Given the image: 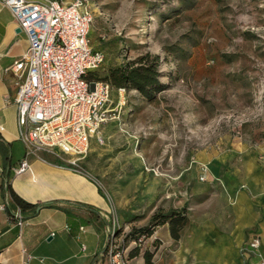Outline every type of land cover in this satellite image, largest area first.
I'll list each match as a JSON object with an SVG mask.
<instances>
[{
  "label": "rangeland",
  "instance_id": "obj_1",
  "mask_svg": "<svg viewBox=\"0 0 264 264\" xmlns=\"http://www.w3.org/2000/svg\"><path fill=\"white\" fill-rule=\"evenodd\" d=\"M88 2L90 43L104 54L94 78L140 63L156 81L150 98L124 86L79 169L125 233L171 210L186 215L183 227L197 212L227 221L228 185L245 188L225 176L227 164L264 160V0Z\"/></svg>",
  "mask_w": 264,
  "mask_h": 264
},
{
  "label": "crops",
  "instance_id": "obj_2",
  "mask_svg": "<svg viewBox=\"0 0 264 264\" xmlns=\"http://www.w3.org/2000/svg\"><path fill=\"white\" fill-rule=\"evenodd\" d=\"M27 47L25 33L0 3V264H23L26 254L31 255L27 264H112L105 252L107 205L86 173L46 152L28 155V170H12L25 157V146L18 138L12 100L15 76L6 69ZM249 158L246 165L226 166L225 176L245 187L228 185L235 192L225 204L229 219L221 222L210 212L194 213L178 239L171 237L167 223L161 225L156 238L163 244L153 252L152 264H261L248 244L257 235L264 255V160ZM205 160L215 172L214 159ZM10 189L37 206L22 210ZM18 210L25 221L21 227L12 218ZM127 264H145L144 255L129 257Z\"/></svg>",
  "mask_w": 264,
  "mask_h": 264
},
{
  "label": "built area",
  "instance_id": "obj_3",
  "mask_svg": "<svg viewBox=\"0 0 264 264\" xmlns=\"http://www.w3.org/2000/svg\"><path fill=\"white\" fill-rule=\"evenodd\" d=\"M25 33L28 47L6 69L15 76L18 138L25 146V157L12 167L15 174L30 168L27 156L47 152L62 163L80 170L90 150L91 138L104 123L115 119L117 107L125 100L126 88H116L110 99L108 81L88 78L104 61L102 51L90 43L89 30L93 14L88 0H0ZM115 103L112 107L111 104ZM204 178L201 172L200 179ZM110 213V214H109ZM109 228L105 252L112 264H127L128 251L154 250L160 226L152 233H136L125 240L127 232L107 212ZM14 223L24 224L21 211L12 216ZM52 235L54 233H51ZM250 252L264 264L259 252L260 238L254 235ZM31 255L26 254L23 264Z\"/></svg>",
  "mask_w": 264,
  "mask_h": 264
},
{
  "label": "trees",
  "instance_id": "obj_4",
  "mask_svg": "<svg viewBox=\"0 0 264 264\" xmlns=\"http://www.w3.org/2000/svg\"><path fill=\"white\" fill-rule=\"evenodd\" d=\"M95 72V71H94ZM94 72L88 74V78H94ZM155 70L151 69L150 66H145L143 64H127L122 67H116L109 71L108 75L104 78L113 84L114 86L121 87L126 86L133 88L141 92L145 97L150 98L152 96V87L155 86ZM10 194L15 204H17L22 210L34 209L37 204H31L22 198H20L12 189H10ZM156 216L152 219L155 221ZM186 222V215L182 211L171 210L168 214L162 216V218L151 225L139 228L135 231H130L127 233L125 240L135 237L136 233H146L147 235L152 233L154 226H161L165 223L169 226V231L171 237L174 239L179 238V231ZM157 238L154 240V245L157 246ZM155 250H145L143 252L145 258V264H152V255ZM138 248L132 247L129 250V257L137 255Z\"/></svg>",
  "mask_w": 264,
  "mask_h": 264
}]
</instances>
